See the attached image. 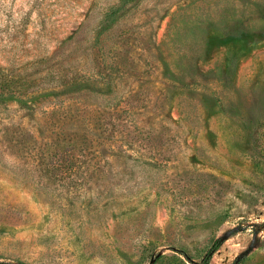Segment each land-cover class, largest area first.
<instances>
[{
    "label": "rangeland",
    "instance_id": "obj_1",
    "mask_svg": "<svg viewBox=\"0 0 264 264\" xmlns=\"http://www.w3.org/2000/svg\"><path fill=\"white\" fill-rule=\"evenodd\" d=\"M0 264H264V0H0Z\"/></svg>",
    "mask_w": 264,
    "mask_h": 264
},
{
    "label": "trees",
    "instance_id": "obj_2",
    "mask_svg": "<svg viewBox=\"0 0 264 264\" xmlns=\"http://www.w3.org/2000/svg\"><path fill=\"white\" fill-rule=\"evenodd\" d=\"M218 248V243L213 244L212 248L210 249L209 253L207 254L206 260L209 258L210 254L214 252Z\"/></svg>",
    "mask_w": 264,
    "mask_h": 264
}]
</instances>
